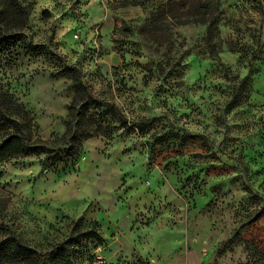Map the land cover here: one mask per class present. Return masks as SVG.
Masks as SVG:
<instances>
[{
    "label": "rangeland",
    "instance_id": "obj_1",
    "mask_svg": "<svg viewBox=\"0 0 264 264\" xmlns=\"http://www.w3.org/2000/svg\"><path fill=\"white\" fill-rule=\"evenodd\" d=\"M207 1L21 0L32 53L0 56V87L49 152L0 163V237L45 253L94 230L77 264H264V0H213L211 38Z\"/></svg>",
    "mask_w": 264,
    "mask_h": 264
},
{
    "label": "trees",
    "instance_id": "obj_2",
    "mask_svg": "<svg viewBox=\"0 0 264 264\" xmlns=\"http://www.w3.org/2000/svg\"><path fill=\"white\" fill-rule=\"evenodd\" d=\"M215 6L213 0L207 1L204 5L196 7L194 5L195 13L192 14L196 22L208 24L210 38L217 28V20L211 17ZM215 8L217 9V6ZM30 13V5H25L21 0H0L1 57L17 55L19 50H23L26 54L32 53L30 51L32 44L28 42L25 34ZM63 74L72 80L82 100H93V96L80 80L79 72L75 68L66 67ZM72 117H79L75 109H72ZM119 118L127 123L120 113ZM67 135L68 132L63 139ZM75 136L69 152H75L80 144L81 137ZM0 137L4 139L0 144V163L49 152L40 141L34 140L33 119L29 112L4 87H0ZM88 138L90 136L84 139ZM95 234L94 230L80 233L79 236L70 238L45 253H38L18 238L0 237V264H77L76 247L84 240L94 238Z\"/></svg>",
    "mask_w": 264,
    "mask_h": 264
}]
</instances>
